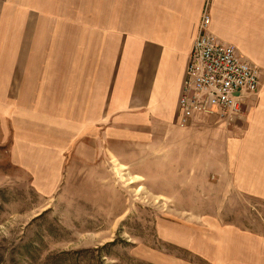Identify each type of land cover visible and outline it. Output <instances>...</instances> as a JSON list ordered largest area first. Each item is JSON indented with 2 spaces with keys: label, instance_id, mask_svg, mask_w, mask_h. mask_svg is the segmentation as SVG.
Returning <instances> with one entry per match:
<instances>
[{
  "label": "crops",
  "instance_id": "crops-1",
  "mask_svg": "<svg viewBox=\"0 0 264 264\" xmlns=\"http://www.w3.org/2000/svg\"><path fill=\"white\" fill-rule=\"evenodd\" d=\"M41 1L0 0V116L16 121L24 98L25 116L39 113L46 131L69 130L78 152L87 141L119 144L129 156L187 153V163L222 161L207 166L228 169L230 129L211 116L181 125L180 99L205 14L210 32L257 66L263 81L264 0H83L76 19L72 0H50L63 5L49 11ZM258 97L246 99L242 118ZM235 229L217 231L210 264H264V236Z\"/></svg>",
  "mask_w": 264,
  "mask_h": 264
},
{
  "label": "rangeland",
  "instance_id": "rangeland-1",
  "mask_svg": "<svg viewBox=\"0 0 264 264\" xmlns=\"http://www.w3.org/2000/svg\"><path fill=\"white\" fill-rule=\"evenodd\" d=\"M81 1L68 5L74 19ZM54 4L63 5L41 1L43 10ZM261 85L248 118L215 124L230 129L226 170L187 163V153L129 156L119 144L87 141L78 152L74 134L46 131L20 99L16 121L0 116V264H210L220 229L264 236Z\"/></svg>",
  "mask_w": 264,
  "mask_h": 264
},
{
  "label": "built area",
  "instance_id": "built-area-1",
  "mask_svg": "<svg viewBox=\"0 0 264 264\" xmlns=\"http://www.w3.org/2000/svg\"><path fill=\"white\" fill-rule=\"evenodd\" d=\"M205 14L190 55L184 93L180 99L181 125L199 116L220 120L238 118L246 99L261 89L262 72L240 56L231 44L210 32Z\"/></svg>",
  "mask_w": 264,
  "mask_h": 264
}]
</instances>
